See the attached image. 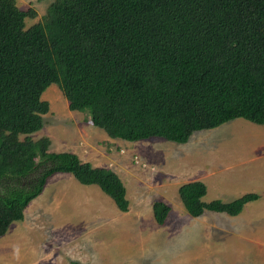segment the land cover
Instances as JSON below:
<instances>
[{
    "label": "trees",
    "instance_id": "1",
    "mask_svg": "<svg viewBox=\"0 0 264 264\" xmlns=\"http://www.w3.org/2000/svg\"><path fill=\"white\" fill-rule=\"evenodd\" d=\"M26 16L35 12L0 0V236L57 172L128 209L109 168L48 152L46 136H28L42 126L40 94L51 83L109 138L184 143L235 118L264 123V0H52L29 27ZM177 193L192 217L234 216L256 198L204 202L200 181ZM168 210L152 202L157 224Z\"/></svg>",
    "mask_w": 264,
    "mask_h": 264
},
{
    "label": "rangeland",
    "instance_id": "2",
    "mask_svg": "<svg viewBox=\"0 0 264 264\" xmlns=\"http://www.w3.org/2000/svg\"><path fill=\"white\" fill-rule=\"evenodd\" d=\"M51 1L15 0L19 9L35 12L32 18L25 17V27L39 21ZM40 99L47 102L48 109L41 115L40 130L28 136L33 140L46 136L48 152L83 149L90 161L95 159L90 150L107 149L106 164L115 162V169L110 170L123 184L128 209L119 214L114 209L113 213L102 212L98 225L96 215L90 214L88 226L76 225L66 232L50 219V199L62 193L55 176L48 177L40 195L46 212L43 205L41 216H35L38 219L31 217L36 215L32 212L26 214L28 219L9 224L0 236V264H264V150L259 152L264 149V123L236 118L194 131L184 143L159 137L96 141L92 139L99 136L91 138L89 132L83 142L73 127L86 121V114L69 110L54 83L43 90ZM119 150L115 158L110 157ZM199 178L207 183L208 191L201 198L204 202L215 198L228 202L246 193H254L256 198L244 203L234 216L204 211L192 217L181 204L177 188ZM154 200L169 206L163 224L150 219ZM76 202L69 204V226L78 222V208H73ZM24 223L36 227L21 234L26 230Z\"/></svg>",
    "mask_w": 264,
    "mask_h": 264
},
{
    "label": "crops",
    "instance_id": "3",
    "mask_svg": "<svg viewBox=\"0 0 264 264\" xmlns=\"http://www.w3.org/2000/svg\"><path fill=\"white\" fill-rule=\"evenodd\" d=\"M80 121L82 124H80V122H79V124H77L78 123L77 122L76 123L77 128L75 129L73 127L76 134H78V136H79L78 140L80 139L81 141L85 142L86 141V137H85L86 132L90 133L91 138L93 137V135L99 136L98 139H92V140L109 142L110 139H112V138H109L101 128L95 127L92 124H90L88 120H86V121L80 120ZM90 143H92L91 139H90ZM106 150L107 149H92V150H90L93 153V157L95 158V159H92L93 161H90L89 159H86L84 157V155L82 154L83 149L71 148V149H60L58 151L59 152L74 153L78 157L79 160L81 159L83 162H88L89 164L91 162L93 164V166H95V167L109 168V169L114 170L115 169V164H114L115 162H113V163L108 162L106 164V162L108 161ZM115 150H117V149H115ZM262 150H264V149H259V152ZM79 151H81L82 155L79 153ZM237 151H235V152H237ZM120 153H121V150L115 151V153L114 154L112 153L110 157L115 158V156H117L116 154H120ZM253 160H254V158L251 161H253ZM99 162H101V164ZM243 174L246 175L244 172H243ZM54 176H55V180L57 181V183H59L58 191H61L60 193H62V194H61V196L57 195V196H55V198L53 197L52 199H50V201L53 202V205L51 207H49L50 212L53 213V216L50 219L53 220V222L56 221L57 225L63 227L66 232L72 231L76 225H87L88 226L90 214H92L93 216L96 215L95 220L97 221V225H98L99 223H101V220H99L98 217L102 214V212H103V215H105V213H107V212L113 213L112 209L115 210L114 213L116 212L119 214V212H121L116 208L114 203H113L114 204L113 205L109 201V199H107V197H106L107 195L105 196L104 194H102V191L99 189V187L97 185H95V184L83 185V184L79 183L70 173L57 172V173H54L51 176H49V178L50 177L54 178ZM197 180L202 182L204 184L205 188H207V183L202 178H199ZM207 191L208 190L205 189V194L207 193ZM42 192H43V190H41V192L25 206V208L23 210V217H22L23 220L28 219V218H26V214L28 216H31V213L35 212L36 215L31 216V217L36 218L35 216H37V217L41 216L43 210H44L43 211L44 213L46 212V210H47L46 206L47 205H45L44 201H41V198H40V195ZM203 197H202V199H203ZM68 198H70V201H68ZM215 199H217V198H215ZM160 200L163 201V199H160ZM56 201H61V202H56ZM75 201H77L76 202L77 204H74L73 208H78L76 210V218L78 219L76 221H78V222H76L75 224H70L71 226H69L68 218L72 217V215L69 214V210H68L69 208L72 207V205L69 206V204L72 202H75ZM58 203H61V205H59ZM43 205H45V208L43 210H41V207ZM59 207H60V209H59ZM96 207H98V208H96ZM150 214H152V205H151ZM167 214H168V212H167ZM36 219H38V218H36ZM150 219L154 220L153 214H152ZM154 222H155V220H154ZM24 224L26 226V230L24 232H22L21 234H23V233L27 234L33 227H36L33 225L30 226L26 223H24ZM81 227H83V226H81ZM80 229L81 228H79V230ZM79 230H77V233ZM74 231L76 232V229ZM102 238H103V234H102ZM56 255H58V254L56 253Z\"/></svg>",
    "mask_w": 264,
    "mask_h": 264
}]
</instances>
